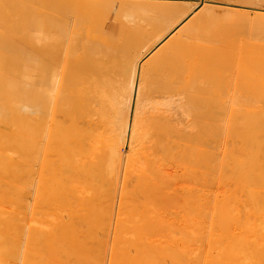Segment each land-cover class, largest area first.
Returning <instances> with one entry per match:
<instances>
[{"label":"bare ground","instance_id":"bare-ground-1","mask_svg":"<svg viewBox=\"0 0 264 264\" xmlns=\"http://www.w3.org/2000/svg\"><path fill=\"white\" fill-rule=\"evenodd\" d=\"M155 1L0 18V264H264L263 77L227 70L258 31L241 10L206 33L204 0Z\"/></svg>","mask_w":264,"mask_h":264},{"label":"rangeland","instance_id":"rangeland-1","mask_svg":"<svg viewBox=\"0 0 264 264\" xmlns=\"http://www.w3.org/2000/svg\"><path fill=\"white\" fill-rule=\"evenodd\" d=\"M20 1L21 0H0V18L5 19L8 17L7 19H5L6 21L5 20H2V21H5L8 24L12 23L13 26H14V22H15L16 26H14V27L11 26V28L9 29L11 31L13 30L12 32H16V30H18V28L16 29L15 27H17V24H21V21L23 18L21 15H23L25 17V15L21 11L22 8H20V7H24L23 9L25 10L24 5H26V4H27L26 6H28L30 3L32 4L33 2L34 3L36 2V4L38 2H40V4L38 3V6H40L41 2H42V0L38 1V2H37V0H32V1L30 0L31 1L30 3L27 2L26 4L23 5L22 3H19ZM157 1H159V2H157ZM157 1H155V2L163 3V4H168V2H169V0H165V2H164V0H157ZM166 1H168V2H166ZM23 2H24V0H23ZM185 2H186L185 0H177L176 4L182 5L181 3H184V5H185ZM31 4H30V6H33V7L36 6L38 8L37 5H33V4L31 5ZM30 6H29V8L31 9L30 10V12H31L32 7H30ZM13 7H15V8H13ZM18 8H19L20 12H19ZM163 8L164 9L160 8L157 10L160 12V14H158V15L167 14L168 9H165L167 7H163ZM35 9L36 8H33V10H35ZM13 10H14V12H13ZM16 10H18L17 12L20 16L15 15V14H17V12L15 13ZM27 10H25V11H27ZM39 10H40V8H39ZM140 10L141 9H139V11ZM241 10L242 11L244 10L245 11L244 13L247 14L246 16H244L245 18L244 17L243 18L246 21L250 22L249 23L250 30L253 28L252 31H248V32L249 33L251 32L253 34V32L255 30H257L258 34H256V33H255L256 35L253 34V35H255V37L253 36V39H251V44L248 45V47H246V49H241L240 51L237 50V52H236L237 55H235L232 58V60L227 63V70H229V71L232 70L235 72H241L243 69L246 68V66L253 64L252 66H255V68L261 73L260 76L263 77V80H261L258 83H255V81H251L249 84V90L252 93L264 94V74H263L264 73V36H263L264 31H262V29H264V0H204L203 6L200 5L199 7L192 9L191 13H192V16L194 17L192 26L202 28V30L205 31L206 33H211V32H214L216 30H219L224 24H228V25L223 26V28L226 26L232 27L235 25L232 23H236L237 20L239 21V18L241 16L239 14H240ZM35 12H37V14H39L40 11L35 10ZM6 13L9 15H7ZM20 13H22V14H20ZM28 13L29 12H26L25 14H28ZM3 14H4V16H3ZM6 15H7V17H5ZM11 15H12V17H11ZM29 15H31V14L29 13ZM33 15H34V13H33ZM17 16H19V17H17ZM26 16L28 17V15H26ZM35 16H36V13H35ZM20 17H22V18L20 19ZM17 18H18V20H17ZM230 18H231V20H230ZM38 19L39 18L37 17V20ZM232 19H234V20H232ZM9 20H12L13 22L9 21ZM227 20H228V23H226ZM16 22H17V24H16ZM222 23H223V25H222ZM250 24H253V25H250ZM180 25L181 24L177 25L174 28L172 35H173V39L175 41H178V40L181 41L182 40V46H183L184 44H186V42L188 40L187 39L188 33L187 32L181 33V34L178 33L179 29L181 28ZM14 28L16 29L15 31H14ZM9 30L4 29L5 32L9 31ZM259 31H262L263 34L260 33ZM7 33L4 34V32H3V34L5 35L4 37L9 36V35H7ZM11 33H8V34H11ZM239 33L240 32H237L235 34L236 38H237V35H238V38H240V37L242 38V36H244V34H245V36H246V34L248 35V33H246V32L245 33L241 32L243 34H239ZM261 37H263V38H261ZM184 40H185V42H184ZM188 42L190 43V40ZM185 47L188 48V44ZM127 49L128 48H123L124 52H122V53L127 52ZM218 49H219L218 47H216V48L214 47L213 49H207L205 51V53L201 56L199 61L204 65H208L213 60L214 55L218 56V54H220V52L218 53V51H217ZM186 50L187 49L185 48L184 53L182 52L181 55L175 56L171 60V63L175 64V63H179L180 61H189L190 56ZM215 52H216V54H215ZM144 57L147 59L149 56L147 54L146 55L143 54V58L141 57V61L145 60ZM142 59H144V60H142ZM171 63H169V65H171ZM169 65L167 62L166 64L163 65L162 69H166V67H167V69H169L168 68ZM221 76H222V74H220V76H219L216 74V72L211 73V74H209V73L207 74L205 71V72H203V74L199 78V85L203 86L205 88L206 87L208 88V86L213 81H215L216 79H218Z\"/></svg>","mask_w":264,"mask_h":264}]
</instances>
